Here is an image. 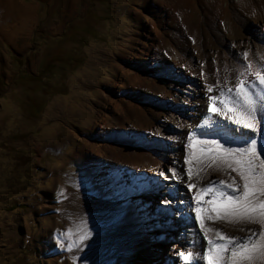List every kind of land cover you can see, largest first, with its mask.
Masks as SVG:
<instances>
[{"label":"rangeland","instance_id":"obj_1","mask_svg":"<svg viewBox=\"0 0 264 264\" xmlns=\"http://www.w3.org/2000/svg\"><path fill=\"white\" fill-rule=\"evenodd\" d=\"M22 1L34 7L30 29L16 41L0 30V264H138L141 246L125 243L133 233L150 246V264H191L182 256L205 252L204 236L191 248L178 246L183 239L174 212L168 207L169 213H157L155 203L150 205L161 197L164 182L147 170L123 174L122 168L100 161L95 150L101 142L116 148L169 149L162 134L177 125L157 121L158 112H146L147 106L182 116L174 92L183 93V85H172L179 80L168 74L171 69L164 62L160 69L154 67L148 55L139 56V49L157 45L146 39L156 24L163 59L180 61L186 40L173 27L194 32L203 22L213 26L205 15L216 0ZM255 1L253 11L259 13L264 0ZM250 2L225 0L220 25L240 22L252 12ZM7 13L0 22L13 21L12 9ZM215 42V48H225L224 42ZM257 73H245L249 87L258 86ZM138 74L144 78H134ZM118 82L132 85L120 91ZM119 98L144 111L134 128L139 141L128 133L123 120L131 114L126 107L120 111ZM134 113L132 117L138 116ZM208 118L200 116L187 135L205 131L212 124ZM151 120L162 134L142 135ZM129 139L134 144L124 141ZM252 159L259 172L264 154ZM208 169L196 172L195 195L202 196ZM208 185L213 191L218 186ZM157 187L159 195L153 197ZM123 202L147 206L139 208V216L125 211ZM207 235L220 241L212 232Z\"/></svg>","mask_w":264,"mask_h":264},{"label":"bare ground","instance_id":"obj_2","mask_svg":"<svg viewBox=\"0 0 264 264\" xmlns=\"http://www.w3.org/2000/svg\"><path fill=\"white\" fill-rule=\"evenodd\" d=\"M189 1L190 0H187V4H189ZM224 1L225 0H216V2L212 3V6L208 10L209 12L206 13L207 15H205V18L211 20L213 26L210 25V23L208 26H206V22L205 24L203 22V24H199L194 32L186 31L185 28H182L181 31H178V29L176 31V29L173 27L174 31L181 33L182 35L180 36L186 40L184 42L186 43V53L183 54L180 61H168L165 58L163 59L165 54L163 55V52L161 53L162 49L160 44L162 42L159 40L160 34L156 24L154 25V28H151L150 35H147L146 39L148 41L152 38V41H157V45L149 43L150 45H145L139 49L142 52L139 54V56L148 55V58H145L152 60L154 67H158V69H160L159 67H161V63L164 62L169 67V69H171L168 74L172 78L179 80V83L170 82L172 85H176L177 87L183 85V88L180 89L183 93L174 92V99L181 103L182 116L177 117L174 116V114L172 115L168 112L157 110L156 107L154 108L152 105L147 106L148 108L146 111H150V114L152 112V115H155V112H158L155 118L157 121L160 119H165V121L170 120L175 123L177 127L174 131L169 132V134H162L159 130V124H154L153 120L148 121L146 123L147 126H144L147 130L143 127H137L140 128L139 130L141 131L146 130V132H143L142 135L149 134L151 137H154L156 134H162L164 138L163 140H165L169 149H165V151H159L156 149H146L139 146L130 147L127 145H125L127 146L126 148H116L110 146V144L107 142L104 143L100 141L101 143H98V146L95 150L96 156L98 159H100V161L103 160L107 163L111 162V164L114 166L122 168L123 174L125 172L130 174V172H134L135 170L138 172L147 170L152 175H154V178L157 180V182L160 184L164 182L163 189L161 190V197L156 198L155 201H145L146 203L151 201L150 205L155 203L153 206L154 211H157V213L160 211H166L169 213L171 210L172 213L174 212V217L177 219H175L176 223L181 230L180 238L183 239L181 243L179 240H177V244L178 246L180 245V247L182 245L183 249L185 247L191 248L194 246L195 239L201 235L204 236V244L202 246H206L207 241L211 240V238L204 233L203 229L197 228L199 221L194 219L193 208L195 207L196 203V195L193 191V187L189 189L188 185L194 184L196 172H198L202 167L208 166L209 169L203 175V181L206 184L205 187H209L208 183L213 180L231 183L232 177H235L237 183L241 185V190L243 184L238 174L222 165L220 160L217 159L215 162H213L211 159L213 153L209 152L207 149L202 151L200 144L195 145L191 149H186L185 145L189 137L188 135L191 134V132L193 133V131H191L187 135V131L192 130L191 127L195 125L200 116H204L206 114L209 116L208 119H210L212 124L204 128L205 131H199L197 133L196 139L198 141L207 143L217 141L224 144L225 147L231 146L238 150L241 147L247 146V142L253 136H255L256 141L259 142L257 143V154H264V152L260 151V144L264 142L262 141V138H264V124L260 123L259 117H257L255 121V130L244 129L241 125H236L233 120L226 119L225 116L219 115L218 112H213L210 110L212 103L209 100V97L218 96L220 92L226 93L224 99L226 101H230L229 107L243 105L242 97H238L235 94L236 87L240 84L241 80L244 81L242 86L252 95L257 108H260L262 101H264V91H261L264 89V85H261L260 82H256L258 86L252 87L250 85L249 87V85H247V76H245V73L247 72L248 75L249 72H259L260 75H264V3L261 4L260 11L257 13L254 12L253 9L256 4L258 5V3H256L255 0H249L253 3L252 4L250 2L248 5L250 6L248 8L252 10V12L249 10L250 12L243 15L240 22L238 21L235 24L231 23L230 26L222 27L218 20V13L221 15V13L224 12ZM221 6L223 9L222 11L220 10ZM251 13L253 14L252 16H250ZM232 30L233 32H231ZM216 39L221 41V43L224 42L225 48L221 49L219 46L215 48L217 45L215 42ZM143 48L146 52L143 51ZM213 57H217L218 59H213ZM249 65L251 67H249ZM250 68L252 69L249 70ZM134 78L144 77L141 74H138L134 76ZM129 84L132 85V83ZM129 84L125 85V83H121L120 85L119 83L118 86L120 88L118 89L122 91L125 86H128ZM230 88L232 89V92L228 93V89ZM209 89H211V91H209ZM146 90L150 91V89L147 88ZM143 92H145V90ZM119 101L120 106H118V108L120 111L126 107V109L131 114L130 116L126 115L123 120L125 121L124 123H126V127L131 129V131H128V133L134 135L137 141H139V138L136 137V133L138 131L137 129L134 130V128L137 126L136 124L143 121L140 118H142L141 115H143L144 111L140 108L141 106L132 102H126L123 98H119ZM216 108L224 110L223 104L219 102L216 103ZM134 109L136 110L135 113L138 116L132 117ZM114 115L116 116V114ZM228 115L231 116L232 113H228ZM181 117L183 118L182 120ZM122 135L124 134L121 133L120 136ZM124 141L132 143L130 139L128 141ZM188 173H191V175L189 176ZM156 191L157 193L152 195L153 197L159 195L158 187L157 189H154L153 194ZM219 191H225V189L217 186L212 194L203 192L201 196V207L205 209L208 208V204L206 202L213 199V197L216 196ZM226 192L227 194H231L230 189L226 190ZM216 198L218 202L222 199H226V197L222 198L219 196H216ZM263 199L264 196L257 197V201ZM121 205L125 211L129 209L128 211H131L133 215L139 216L142 215L139 213V211L143 209V207L147 206V204H142L140 207H133L130 203V206L127 207L126 202H123ZM217 206L220 207L221 212H223V208L219 205V203ZM168 207H170L171 210L168 209ZM186 212H188L190 215L186 214ZM139 224L140 223H138L137 226H139ZM205 226L214 230L219 229L226 236L238 238H246L247 236L251 235V233L248 231L249 229L256 230L260 228V225L254 223H230L224 220L213 222L207 219L205 220ZM212 233L215 235V231ZM112 237L113 236H110L108 238V244ZM215 237L217 236L215 235ZM125 243L128 246H141L140 251L142 252V257H140V252V254L137 256V258H139L137 260L138 264H150V262L153 261L149 254L150 246L140 242V237L134 235V233L129 235V242L125 240ZM166 243H168V241ZM146 245L148 246V250H146ZM147 251H149L148 257L146 255ZM200 252L201 254H206V249L205 252L202 250ZM200 252L198 256L200 255ZM253 256L254 259L252 264H264V256L260 255L259 251L253 253ZM224 257L225 260L228 259L225 254ZM204 264H207V262H204Z\"/></svg>","mask_w":264,"mask_h":264},{"label":"snow or ice","instance_id":"obj_3","mask_svg":"<svg viewBox=\"0 0 264 264\" xmlns=\"http://www.w3.org/2000/svg\"><path fill=\"white\" fill-rule=\"evenodd\" d=\"M249 67H251L249 65ZM260 84L264 85V75L257 73ZM244 81L236 87V96L242 97L243 105L229 107L230 101H226L224 97L226 93L220 92L218 96H211L209 100L212 103L210 108L213 112H218L226 119H231L236 125H241L244 129H256V119L259 117L261 124H264V101L260 108H257L252 95L242 86ZM211 91V89H209ZM261 91H264L262 89ZM232 89H228L231 93ZM223 104L224 110L216 108V103ZM228 113H232L231 116ZM207 123V121H206ZM215 123V122H213ZM203 134V133H201ZM197 133H191L185 145L186 149H191L195 145L200 144L201 150L207 149L212 152L211 159L215 162L217 159L222 165L226 166L233 172H236L243 182L241 185L237 183L235 177L231 178V183L225 181L213 180L212 185H218L225 191H219L216 196L226 197L219 202L216 196L207 201L208 208L201 207V195L197 193L195 196V207L193 208L194 219L199 221L197 228L203 229L204 233L215 231V235L220 238V241L208 240L206 245V254H200L197 257L192 255H183L182 259L191 261V264H252L254 259L253 253L259 251L260 255L264 256V200L257 201L258 196H264V160H261L259 172L256 170L253 159L257 155V142L253 136L247 146L241 147L238 150L231 146L225 147L224 144L217 141L211 143L198 141ZM264 141V138H262ZM260 151L264 152V142L260 144ZM247 157V159H245ZM172 171V170H170ZM190 176L191 173H188ZM189 189L194 185H188ZM231 190V194H227L226 190ZM212 190L209 187L202 188L200 191L207 193ZM219 205L223 208L221 212ZM218 221L224 220L230 223L248 222L260 225L259 229L248 231L251 235L246 238L229 237L219 229H212L205 226V220ZM238 241V242H237ZM230 250V256L225 260L224 254Z\"/></svg>","mask_w":264,"mask_h":264},{"label":"crops","instance_id":"obj_4","mask_svg":"<svg viewBox=\"0 0 264 264\" xmlns=\"http://www.w3.org/2000/svg\"><path fill=\"white\" fill-rule=\"evenodd\" d=\"M4 8V11L1 9ZM12 9L13 21L2 19L0 30L6 35H12V41H16L22 34L27 32L33 24L32 16L34 7L24 3L22 0H0V15H7ZM15 49V48H14Z\"/></svg>","mask_w":264,"mask_h":264}]
</instances>
